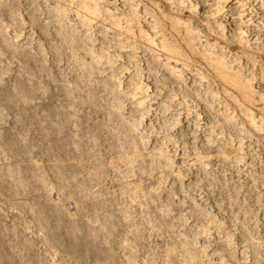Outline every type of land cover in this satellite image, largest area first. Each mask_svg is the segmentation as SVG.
Wrapping results in <instances>:
<instances>
[{
	"label": "rangeland",
	"instance_id": "1",
	"mask_svg": "<svg viewBox=\"0 0 264 264\" xmlns=\"http://www.w3.org/2000/svg\"><path fill=\"white\" fill-rule=\"evenodd\" d=\"M0 264H264V0H0Z\"/></svg>",
	"mask_w": 264,
	"mask_h": 264
}]
</instances>
